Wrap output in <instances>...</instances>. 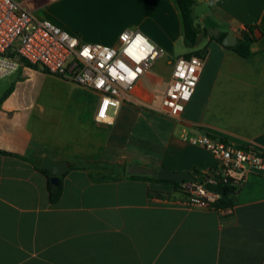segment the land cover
Returning a JSON list of instances; mask_svg holds the SVG:
<instances>
[{
	"label": "crops",
	"instance_id": "obj_1",
	"mask_svg": "<svg viewBox=\"0 0 264 264\" xmlns=\"http://www.w3.org/2000/svg\"><path fill=\"white\" fill-rule=\"evenodd\" d=\"M98 1L106 10L88 18L89 29L61 28L112 45L122 30L137 29L172 68L196 51L203 65L194 93L176 119L138 107L118 111L112 124L97 123L91 89L63 79L71 98L51 88L44 96L50 74L22 63L21 76L40 83L18 96L20 81L12 82L0 104V150L9 152H0V264H264V175H246L233 206L219 211L176 202L182 195L172 186L126 170L134 163L211 176L214 155L182 131L264 152V0H194L195 24L206 33L193 47L184 43L174 0ZM249 26V56L223 45L227 34L238 40ZM171 73L164 79L147 70L134 87L137 102L159 107ZM43 156L69 162L54 203L38 168Z\"/></svg>",
	"mask_w": 264,
	"mask_h": 264
},
{
	"label": "built area",
	"instance_id": "obj_2",
	"mask_svg": "<svg viewBox=\"0 0 264 264\" xmlns=\"http://www.w3.org/2000/svg\"><path fill=\"white\" fill-rule=\"evenodd\" d=\"M27 2L0 0V78L16 72L23 60L36 64L50 75L91 89L98 99L95 122L112 124L123 103L137 102L136 82L162 48L131 28L118 34L116 45L83 41L51 20L37 16ZM202 65L203 59L198 55L177 57L165 95L155 110L176 119L194 93ZM180 136L214 155L213 174L206 176L204 182H214V175L218 174L240 186L248 174L264 175L261 150L235 146L205 133L182 131ZM182 187L186 194L176 202L213 208L216 194L204 183L196 180Z\"/></svg>",
	"mask_w": 264,
	"mask_h": 264
},
{
	"label": "rangeland",
	"instance_id": "obj_3",
	"mask_svg": "<svg viewBox=\"0 0 264 264\" xmlns=\"http://www.w3.org/2000/svg\"><path fill=\"white\" fill-rule=\"evenodd\" d=\"M28 5L37 16L49 18L60 27L66 25L68 28L75 29L77 27L83 26L85 28L84 30L90 28L91 23L89 22L90 20L88 18L101 17L106 10L98 0H32L28 2ZM67 31L73 33L71 32V30ZM23 68L24 66L21 65L16 72L0 78V95L9 87L12 82H15L16 80L20 81L16 92L18 96L28 94L31 91V88L33 90L35 86L40 83V81L37 80L38 78L36 76L30 77L29 74L28 76H21ZM148 70L150 73L163 76V78L165 79L168 77L169 72L172 70V65L168 61V58L163 53H161L152 61L151 66ZM45 78L47 80L45 81L46 85L44 86L43 90L44 96L48 93L47 89L51 88L56 89L60 93L57 94L59 98H62V100H68V98L72 97L68 93V89L72 85L67 84L62 78L58 76L47 75ZM60 81L63 82L58 84V82ZM69 106L67 105L66 109L70 108ZM138 107L144 109H148L149 107L150 110H155V106L151 104H147L146 106L142 102H125L120 106L119 111H138L140 109ZM126 156H129V150H126Z\"/></svg>",
	"mask_w": 264,
	"mask_h": 264
},
{
	"label": "trees",
	"instance_id": "obj_4",
	"mask_svg": "<svg viewBox=\"0 0 264 264\" xmlns=\"http://www.w3.org/2000/svg\"><path fill=\"white\" fill-rule=\"evenodd\" d=\"M175 4L177 6V9L179 11L180 19H181V28H182V35L184 43L187 47H193L198 40V37L201 33H206V29H201L198 25L195 24L194 21V15H193V6L195 1L194 0H174ZM253 28L252 26H249L247 29V32H242L241 38L237 40V42L231 46L230 48L233 49L237 54H239L242 57H247L251 54L250 51V44L254 40V35L252 33ZM218 39L221 41L222 36L219 35ZM192 54L198 55L196 51L192 53H188L186 56H190ZM24 65H27L32 68H39L36 64H30L26 61H22ZM14 83H11L9 87L3 92V94L0 97V104L1 101L13 90ZM222 139V138H220ZM225 142H227L225 139H222ZM1 153H8L6 151L0 150ZM75 168H86L87 166L85 164H78L74 166ZM39 170L43 172L47 177V187L49 191V198L52 203L56 202L60 195L62 190V183L61 180H59L56 184H51L49 181L50 174L46 169H42L38 166ZM196 180L199 182L204 183L205 187L207 189H210L215 192L216 199L214 202L211 203V206L219 211H224L228 208H231L234 204L236 194L238 191L239 186H236L233 184L230 180H225V178L221 177L218 174L214 175V182H204V178L207 176L198 170H195ZM131 177L134 178H140L143 180H147L151 183H162L166 185L172 186V190L176 193H179L181 195L186 194L185 188L182 187L184 182H176L172 180H165V179H158L153 175H147V174H130ZM150 194H155L157 197L163 196V192L161 191H150Z\"/></svg>",
	"mask_w": 264,
	"mask_h": 264
},
{
	"label": "water",
	"instance_id": "obj_5",
	"mask_svg": "<svg viewBox=\"0 0 264 264\" xmlns=\"http://www.w3.org/2000/svg\"><path fill=\"white\" fill-rule=\"evenodd\" d=\"M207 32L213 35L217 34V28H207ZM236 38L232 34H227L222 43L225 46H233L236 43ZM69 166L67 160H54L49 156H43L40 161V168L46 169L49 174V181L51 184H56L60 180V176L64 170ZM127 173L129 174H147L153 175L158 179L172 180L176 182H194L196 176L189 171H177L164 168H152L149 166L138 165L130 163L127 166Z\"/></svg>",
	"mask_w": 264,
	"mask_h": 264
}]
</instances>
